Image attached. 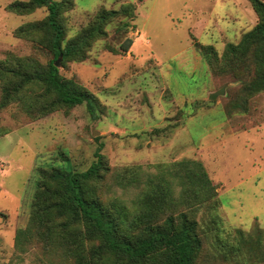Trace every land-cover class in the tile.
Here are the masks:
<instances>
[{
	"label": "rangeland",
	"instance_id": "obj_1",
	"mask_svg": "<svg viewBox=\"0 0 264 264\" xmlns=\"http://www.w3.org/2000/svg\"><path fill=\"white\" fill-rule=\"evenodd\" d=\"M13 1L0 0V59L46 63L53 54L16 30L42 20L47 9L19 15L7 8ZM128 3L136 5L135 18L110 22L86 60L64 66L59 57L62 75L94 94V114L86 103L41 118L17 105L0 108V264H71L60 250L45 253V242L17 250L15 234L39 200L40 171H87L97 152L110 166L106 199L128 204L139 188L123 189L118 172L141 168L144 179L159 164L200 160L216 186L218 208L214 215L208 204L199 207L203 245L196 264H264V91L247 95L248 71L221 59L226 44L258 21L250 0H74L63 13L64 43L101 8ZM128 38L133 44L124 52ZM195 41L215 47L214 66ZM222 87L225 94L209 98Z\"/></svg>",
	"mask_w": 264,
	"mask_h": 264
},
{
	"label": "trees",
	"instance_id": "obj_2",
	"mask_svg": "<svg viewBox=\"0 0 264 264\" xmlns=\"http://www.w3.org/2000/svg\"><path fill=\"white\" fill-rule=\"evenodd\" d=\"M250 2L257 23L238 42H228L221 59L232 69L239 64L245 67L250 76L245 93L253 96L264 91V0ZM41 7L47 9V15L21 25L16 34L40 41L53 57L46 63L33 58L0 59V108L17 105L22 112L41 118L86 103L94 114V94L74 78L62 75L56 61L60 54L64 66L86 60L94 42L108 36L107 25L120 17L134 19L136 5L101 8L65 43L63 13L74 7V0H14L7 6L19 15ZM132 44L128 38L120 49L127 52ZM195 46L209 65L216 64L219 55L213 45L195 41ZM139 170L117 173L123 189L128 185L139 188L137 198L128 204L120 197L106 199L103 179L110 166L100 152L87 171L43 169L39 200L27 227L16 231V249L26 252L36 242H45V253L60 250L71 264H196L203 245L199 207L208 204L214 215L218 208L216 186L204 164L188 159L159 164L158 173L144 179Z\"/></svg>",
	"mask_w": 264,
	"mask_h": 264
},
{
	"label": "water",
	"instance_id": "obj_3",
	"mask_svg": "<svg viewBox=\"0 0 264 264\" xmlns=\"http://www.w3.org/2000/svg\"><path fill=\"white\" fill-rule=\"evenodd\" d=\"M60 57H62V54H60ZM56 65L59 66V59L56 61ZM225 94V87H222L220 88L219 90L215 91V92H212L210 95H209V98L210 99H215L217 96L219 95H223ZM98 132H94V134H97Z\"/></svg>",
	"mask_w": 264,
	"mask_h": 264
}]
</instances>
